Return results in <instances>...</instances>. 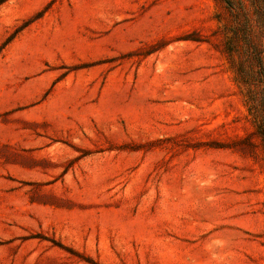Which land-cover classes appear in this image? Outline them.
I'll use <instances>...</instances> for the list:
<instances>
[{
  "label": "rangeland",
  "instance_id": "rangeland-1",
  "mask_svg": "<svg viewBox=\"0 0 264 264\" xmlns=\"http://www.w3.org/2000/svg\"><path fill=\"white\" fill-rule=\"evenodd\" d=\"M232 4L0 0V264H264V0Z\"/></svg>",
  "mask_w": 264,
  "mask_h": 264
},
{
  "label": "trees",
  "instance_id": "trees-1",
  "mask_svg": "<svg viewBox=\"0 0 264 264\" xmlns=\"http://www.w3.org/2000/svg\"><path fill=\"white\" fill-rule=\"evenodd\" d=\"M230 10H236V5L232 4V0H223ZM252 5L257 6L259 1L262 0H250ZM242 2V1H241ZM231 34H234L232 30H230ZM227 52L230 55H233L235 52V47L233 46L232 39L228 40V48ZM260 56V55H259ZM257 56V62L259 64L260 70L258 75H254L250 77V74L247 72H243V70L237 68L236 75L243 85L242 89L245 96V102L248 108V112L252 115L254 125H255V133L261 138L264 144V63L262 62L261 56ZM255 81L260 82L258 85H254ZM259 86V87H258ZM257 90H260L261 96H258ZM257 106L260 107V110L257 109ZM261 113V114H260Z\"/></svg>",
  "mask_w": 264,
  "mask_h": 264
}]
</instances>
